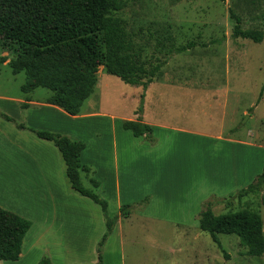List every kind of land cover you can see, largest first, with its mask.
Listing matches in <instances>:
<instances>
[{"label": "crops", "instance_id": "0c3cea01", "mask_svg": "<svg viewBox=\"0 0 264 264\" xmlns=\"http://www.w3.org/2000/svg\"><path fill=\"white\" fill-rule=\"evenodd\" d=\"M170 5L185 8L177 27L178 37L174 34L177 45L204 43L228 35L233 26L221 0H170ZM0 55L7 57L0 66L1 71L3 65H8L10 56L1 49ZM103 71L102 67L98 70L93 90L99 89L102 99L92 112H84L80 108L78 114L71 115L50 104V95H35L38 87L23 91L20 86L21 92L14 94L2 92L0 88V113L25 127L65 133L83 141L85 148L80 153V161L90 171L80 173L96 177L99 182L96 189L107 201L108 211L112 200L119 210L123 204L131 205L147 197V202L137 214L158 218L174 213L178 219H194L210 195L224 197L243 185L254 162L252 157L246 158L243 151L245 148L252 151L255 147L232 134L226 136L225 132H236L238 113L243 115L247 112L246 107L241 112L235 109L239 94L253 90L250 95L253 100L258 92L264 72V44L251 48H232L228 44L193 47L172 57L156 73L146 90L142 118L153 127L150 138H153V133L180 134L202 141L221 142L231 148L220 152L224 157L219 158V167L212 160L211 164L218 167L217 174H210L209 182H203L199 187L197 182L191 184L190 177L185 175L172 180L174 173L163 172L160 161L156 164L158 158L145 157L141 152L137 162L145 164L140 165L137 178L132 177L131 146H121L123 171L120 172L117 130L127 136L124 131L129 130L124 129L121 122L136 119L134 111L140 90L123 84L119 77L109 73L103 74L100 81L99 74ZM113 87L117 96L111 101L104 99V92L108 90L111 93ZM86 121H92L94 127L87 129ZM106 128L107 131L112 130V149L100 143L101 130ZM90 135L93 146L87 139ZM155 138L152 139L154 142L157 141ZM145 150V154L161 151L156 147H146ZM63 173L60 153L51 142L26 129H18L14 123L0 116V195L3 194V183H8L13 192V197H0V207L31 223L22 240L19 258L0 260V264H38L43 258L51 264L97 262L96 247L104 226L102 212L100 215L93 209L90 202L99 205L89 198L75 191L81 197L70 194L64 184ZM120 222L117 219L113 234ZM95 230L98 231L95 234L97 238L93 236ZM89 236L93 238H87ZM87 241L88 248L85 247Z\"/></svg>", "mask_w": 264, "mask_h": 264}, {"label": "trees", "instance_id": "16d2710c", "mask_svg": "<svg viewBox=\"0 0 264 264\" xmlns=\"http://www.w3.org/2000/svg\"><path fill=\"white\" fill-rule=\"evenodd\" d=\"M129 1L131 0H0L1 6L8 7L16 15L15 18L0 15V49L10 56L8 65L11 72L25 74L26 81L21 86L22 90L47 88L51 92L48 99L50 104L76 115L93 92L101 66L106 73L116 75L124 83L139 88V101L134 111L136 119L122 120L121 126L135 137H151L153 127L142 118L146 90L156 73L172 57L193 47L228 44L232 48H244L247 45L241 43V39L249 40L252 44L264 41V25L261 29L243 28L241 17L228 8L229 18L233 21L228 35L204 43H175L169 56L148 65L133 51V41L126 31L124 20L117 15ZM10 50L15 52V56L10 54ZM6 59L5 55H0V66ZM263 91L264 81L255 105L261 99ZM0 116L14 123L18 129H26L38 138L51 142L60 153L70 188L100 206L105 231L97 243L95 264H102L104 243L113 231L118 216H128L131 205L123 204L119 213L111 216L107 201L82 184L80 172L90 171L80 161V153L85 148L83 141L59 132L25 127L3 113ZM91 182L94 188L99 186L97 180L91 179ZM263 190L264 165L253 182L228 197L240 199L249 193ZM261 197L264 203V194ZM147 200L146 197L141 203L145 204ZM30 224L28 219L0 207V260L19 258L22 240ZM198 226L201 231L210 235L225 257L228 256L218 237L221 233L236 235L240 244L246 248V254L250 256L264 254L263 223L257 211L244 208L215 214L211 204L205 203L199 212ZM38 264L51 263L43 258Z\"/></svg>", "mask_w": 264, "mask_h": 264}, {"label": "rangeland", "instance_id": "374dc122", "mask_svg": "<svg viewBox=\"0 0 264 264\" xmlns=\"http://www.w3.org/2000/svg\"><path fill=\"white\" fill-rule=\"evenodd\" d=\"M185 1L186 0H183V2ZM222 4L227 13L228 8H231L241 17V25L243 28L261 29L263 27L264 0H224ZM178 8L170 5V0H131L123 10L117 13V15L124 20L126 31L133 41V51L140 56L141 61H145L148 65H152L171 54L175 44L174 34L178 37L177 27L183 16V9H185L184 7ZM0 15L16 17L13 10H9L8 7L1 5ZM172 23L175 27L171 26ZM174 28H176L177 31H175ZM241 43L247 45L244 48H251L264 44V41L259 44H252L249 40L241 39ZM10 54L15 56V52L12 50H10ZM148 65L146 66L148 67ZM100 68L101 66L99 69ZM103 74H106V72L103 71V73L99 74L100 81H102ZM25 81L26 77L23 72L13 74L8 65H3L1 67L0 88L3 89L2 92L11 94H14V92L18 93V91L21 92L20 86H22ZM263 81L264 72L262 73L258 92L253 100L250 97L253 90L246 91L243 95L239 94V98L237 99L238 102L234 105L235 109L241 112L242 109L246 107L247 112L243 115L238 113V121L234 129L236 132H225L226 136L232 134L236 139L255 147L252 148L254 149L252 151L246 148L243 151L246 158L250 159V157H252L254 160L250 174L244 179L243 185L233 191H229L224 197H219L215 194L210 195L209 198L202 203L200 211L205 203L211 204L215 214L238 211L244 208L257 211L262 219L264 235V203L261 197V195L264 194V190L258 193H249L240 199L238 197H228L235 194L243 187H247L263 169L264 91L261 99L255 105ZM122 83L130 85L123 81ZM133 87L139 90L138 87ZM34 93L40 97H47L51 94L47 88L43 87L36 88ZM104 93V99L108 98L110 101L117 96L115 87L112 88L111 93H109L108 90ZM101 94L99 89L95 90L84 104H82V111L92 112L96 110L99 106V101L102 99ZM251 102L252 104L250 106L249 104ZM91 122L92 121H86L87 129H92L94 127V124ZM25 125L28 126L27 123H25ZM108 131H110V133H108ZM108 131L107 128L106 130H101L99 139L102 145L112 149L113 134L111 129ZM117 131V151L119 153L118 162L121 169L120 172L122 173L123 171V165H121L123 161L120 153L121 146L124 145V147L127 146L128 148L131 146L132 151L129 157L132 162L130 167H132L131 175L135 178H137L136 174L137 171L139 172L140 165L145 164L142 161L137 162L138 157L142 156L139 154V152H141L145 157L158 158L159 160L156 164L160 161L163 172L170 171L171 174L174 173L171 176L172 180L177 177L180 179L185 175L190 177L191 184L197 182L199 187L201 183L209 182L210 174H217L220 165L219 158L224 157V154L220 152H224V150L227 149L231 150L230 147L227 148V146L221 142L202 141L198 138L180 134L161 133L157 135V133H153V138L157 137V141L155 140L154 142L152 140L153 138L150 137L138 139L134 138L129 131L126 132L122 130L127 136L119 133V130ZM87 139L90 141L89 143L92 142L90 145L93 146L92 135L88 136ZM94 142L96 143V141ZM146 147H156L161 151L157 150L158 154H156V151L150 154L146 152L145 154ZM163 151L165 152L163 153ZM213 159L214 164L216 163L218 167L211 164ZM151 163L154 162L151 161ZM143 167L145 168V166ZM143 167H141V169ZM63 179L68 192L75 197H81L70 188L64 173ZM91 179L97 180L93 174L86 176L84 173H80L82 184L103 197V195L93 187ZM4 182L7 183L6 180H4ZM2 185L4 190L0 197H13L11 186L8 183H3ZM227 190L230 189L227 188ZM141 201L142 200L131 204L129 209L130 212L127 217L119 215L118 219L122 222L117 226L115 233L113 234L111 232V236L107 237L104 243L105 248L104 246L102 248V264H264V254L250 256L246 254V248L240 244L236 235L221 233L218 234V237L222 248L228 256L225 257L217 245L212 241L210 235L199 229L198 216L200 211L196 214L194 219H178L179 217L174 215V213H170L168 216L161 215L162 217L158 218L146 217L142 214H137V212L144 207ZM90 203L93 209H96L100 214V206L92 202ZM114 205L115 201L112 200L111 207L109 208L111 216H115L119 213V210L115 208ZM181 223H184V225ZM95 228L96 226H94V229ZM104 231L105 225L102 226L98 240H100ZM97 232L98 231L95 230L93 234L95 238H97L95 236ZM85 236L88 235L86 234ZM90 236L87 238H93ZM86 244L85 247L88 248V241ZM86 251L90 253V249ZM86 259H88V257H86Z\"/></svg>", "mask_w": 264, "mask_h": 264}]
</instances>
